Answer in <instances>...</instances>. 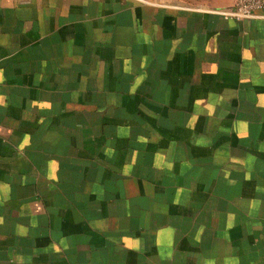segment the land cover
<instances>
[{
	"label": "crops",
	"instance_id": "obj_1",
	"mask_svg": "<svg viewBox=\"0 0 264 264\" xmlns=\"http://www.w3.org/2000/svg\"><path fill=\"white\" fill-rule=\"evenodd\" d=\"M0 0V264H264V7Z\"/></svg>",
	"mask_w": 264,
	"mask_h": 264
},
{
	"label": "built area",
	"instance_id": "obj_2",
	"mask_svg": "<svg viewBox=\"0 0 264 264\" xmlns=\"http://www.w3.org/2000/svg\"><path fill=\"white\" fill-rule=\"evenodd\" d=\"M263 7L264 0H234L232 7L220 11V14L225 18L240 21L256 17Z\"/></svg>",
	"mask_w": 264,
	"mask_h": 264
},
{
	"label": "rangeland",
	"instance_id": "obj_3",
	"mask_svg": "<svg viewBox=\"0 0 264 264\" xmlns=\"http://www.w3.org/2000/svg\"><path fill=\"white\" fill-rule=\"evenodd\" d=\"M146 1H151L155 2L158 0H146ZM161 3H166V4H182V5H204L206 2H210V0H159ZM212 1H226L227 0H212Z\"/></svg>",
	"mask_w": 264,
	"mask_h": 264
}]
</instances>
